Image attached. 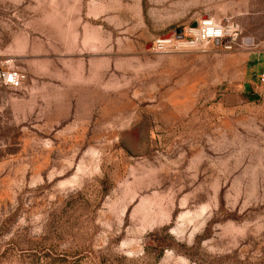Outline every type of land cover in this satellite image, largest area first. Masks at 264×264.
<instances>
[{
  "label": "rangeland",
  "instance_id": "1",
  "mask_svg": "<svg viewBox=\"0 0 264 264\" xmlns=\"http://www.w3.org/2000/svg\"><path fill=\"white\" fill-rule=\"evenodd\" d=\"M188 2L235 40L152 51ZM137 4L0 0V264H264V0Z\"/></svg>",
  "mask_w": 264,
  "mask_h": 264
},
{
  "label": "built area",
  "instance_id": "2",
  "mask_svg": "<svg viewBox=\"0 0 264 264\" xmlns=\"http://www.w3.org/2000/svg\"><path fill=\"white\" fill-rule=\"evenodd\" d=\"M237 28L232 25H224L211 17H204L198 21L196 27L188 26L176 30L170 36H159L152 42V51L167 53L179 49H194L205 45L220 42L225 38H232L237 33ZM29 77L24 71L13 66L12 59H0V83L1 85L19 90L27 83Z\"/></svg>",
  "mask_w": 264,
  "mask_h": 264
},
{
  "label": "crops",
  "instance_id": "3",
  "mask_svg": "<svg viewBox=\"0 0 264 264\" xmlns=\"http://www.w3.org/2000/svg\"><path fill=\"white\" fill-rule=\"evenodd\" d=\"M137 4V14L135 15V20L130 23L126 24L124 20H113L111 21L113 24H115V27L117 31L122 32L123 35L130 34V35H136L140 39H149L152 33L155 31V25L149 26L146 25V21L144 19V7H143V0H136ZM185 12L182 16H170L166 19L165 27L169 28V31L167 32H174L177 29H180V25L183 26L186 25V23H189L191 20L192 22L190 25H193L195 22V14L197 13L196 10L201 9L200 6L195 4L194 2H188L185 6ZM122 9H125L124 6H122ZM198 21L200 19H197ZM107 22H110L109 19L106 20ZM197 21V22H198ZM89 23H87L88 25ZM101 24V23H100ZM101 26V25H100ZM97 26L96 28L89 29L86 28V33L84 34V42L87 49L90 50V53L94 52V47H98L96 43L98 41L101 43V49H102V43L104 41V30L102 27ZM154 26V28H152ZM96 54V53H95ZM251 87L254 89V85L256 84L258 86V83L251 81Z\"/></svg>",
  "mask_w": 264,
  "mask_h": 264
},
{
  "label": "water",
  "instance_id": "4",
  "mask_svg": "<svg viewBox=\"0 0 264 264\" xmlns=\"http://www.w3.org/2000/svg\"><path fill=\"white\" fill-rule=\"evenodd\" d=\"M198 25V22H195L192 27H196ZM178 33L181 32V28L176 30ZM173 32H171L170 34H166V36H170ZM235 36L232 38H225L224 40H222L220 43L223 46H229L234 40H235Z\"/></svg>",
  "mask_w": 264,
  "mask_h": 264
},
{
  "label": "trees",
  "instance_id": "5",
  "mask_svg": "<svg viewBox=\"0 0 264 264\" xmlns=\"http://www.w3.org/2000/svg\"><path fill=\"white\" fill-rule=\"evenodd\" d=\"M147 0H143V7H144V13L146 14V8H147ZM244 97H246V98H248L247 100L248 101H253V100H255V99H257V96H255L254 94H250L249 96H248V94L247 93H245L244 94ZM161 249H163V246H161Z\"/></svg>",
  "mask_w": 264,
  "mask_h": 264
}]
</instances>
